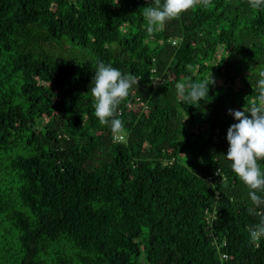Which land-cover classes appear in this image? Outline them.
I'll return each instance as SVG.
<instances>
[{
    "label": "trees",
    "instance_id": "trees-1",
    "mask_svg": "<svg viewBox=\"0 0 264 264\" xmlns=\"http://www.w3.org/2000/svg\"><path fill=\"white\" fill-rule=\"evenodd\" d=\"M146 7L0 0V264H264L225 156L228 109L264 71V9L212 0L149 34ZM100 61L142 78L118 106L122 140L94 115ZM211 73L182 104L175 84Z\"/></svg>",
    "mask_w": 264,
    "mask_h": 264
},
{
    "label": "clouds",
    "instance_id": "clouds-1",
    "mask_svg": "<svg viewBox=\"0 0 264 264\" xmlns=\"http://www.w3.org/2000/svg\"><path fill=\"white\" fill-rule=\"evenodd\" d=\"M212 0H154L155 7H146L143 16L147 20V32L152 34L156 30H163L166 23L180 18L183 12L198 5L207 7ZM253 9H264V0H249ZM260 78L254 91L255 100L243 110L228 109L236 123L227 129L226 139L228 149L226 159L231 162V169L236 177L248 189L251 207L249 215L259 217V223L248 228L250 242L259 246V240L264 238V170L257 161L264 160V71L259 73ZM131 73H122L111 64L100 61L95 68L90 92L93 98L94 115L101 125H106L114 134V139L122 140L123 123L115 118L119 115L118 106L129 96V90L138 86L139 80ZM154 82L160 80H153ZM165 83V81H163ZM215 84L211 75L200 81L184 80L175 84L177 96L182 104L198 106L200 101L208 96L209 86ZM250 114V115H249ZM187 119V118H186ZM185 119V120H186ZM217 174L219 172L217 171Z\"/></svg>",
    "mask_w": 264,
    "mask_h": 264
}]
</instances>
